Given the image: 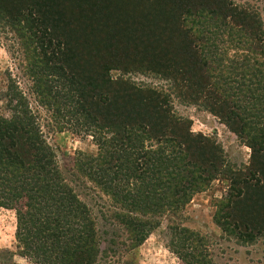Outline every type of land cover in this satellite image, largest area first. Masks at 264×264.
<instances>
[{"label": "trees", "instance_id": "trees-1", "mask_svg": "<svg viewBox=\"0 0 264 264\" xmlns=\"http://www.w3.org/2000/svg\"><path fill=\"white\" fill-rule=\"evenodd\" d=\"M17 18L22 25L12 27ZM0 21L27 36L19 64L48 114L40 121L9 80L7 114L0 113V207L14 211L21 255L34 264H105L165 219L166 246L181 264H216L206 236L175 219L208 176L225 172L232 187L214 222L242 243L264 234L258 14L229 0H0ZM67 41L87 46L73 50ZM110 69L165 79L180 102L210 112L248 145L247 166L223 167L218 145L190 132L161 87L110 79ZM63 129L90 136L95 153L58 161L45 132Z\"/></svg>", "mask_w": 264, "mask_h": 264}, {"label": "rangeland", "instance_id": "rangeland-1", "mask_svg": "<svg viewBox=\"0 0 264 264\" xmlns=\"http://www.w3.org/2000/svg\"><path fill=\"white\" fill-rule=\"evenodd\" d=\"M1 1L3 3L18 4V2L25 0ZM229 1L236 6L245 7L248 11L258 14L262 19V28L264 29V0ZM205 21L209 24L210 20L206 18ZM10 25L18 27V25H22V21H18L17 18ZM60 29H64L65 32L70 34L73 32V30L62 26H59L57 30ZM99 32L100 29H98ZM18 33L6 23L0 21V113L3 115L7 114L4 108V95L9 80H12V84H15L20 88V91L24 92L28 106L36 111L40 121L47 120L48 114L39 109L40 107L36 103L34 93L27 89L30 86V81L27 78L28 72L26 73V69L24 70L22 69L23 67H20L18 51L22 50L28 39L26 38L27 36L25 37ZM84 35L86 36V34ZM92 35L94 36L96 33L92 31ZM66 43L73 50L83 51L82 47L87 46V44L79 45V41H67ZM95 44H99V42H95ZM155 47L160 48L159 45ZM144 51H146V48ZM260 60H264V55L260 56ZM108 72L110 79H126L137 87L146 85L161 87L163 93L169 97V105L173 114L189 121L190 132L193 134L199 133L203 137L213 140L218 145L221 150L223 167L237 169L247 166L250 155L248 145L236 137L221 120L210 112L196 105L180 102L172 95L171 88H169L165 79L150 71L122 73L119 69H110ZM65 127L68 128L69 126L66 125ZM45 135L48 143L54 147L58 161L62 159V156H72L77 151L89 154H94L96 151L90 136L72 132L70 129H63L53 133L45 132ZM226 174L228 173L208 176V183L205 188L192 195L190 201L181 211L180 216L175 220L188 229L206 236L207 250L216 264H264V234L256 236L255 240L249 243L238 242L225 235L213 220L216 205L221 199L227 198L226 195L232 187L231 179ZM15 221L12 209L0 207V264H34L21 255L20 250L16 247L17 242L14 237ZM165 223L166 220L162 219L158 227L154 228L141 244L122 255L108 256L104 263L181 264L176 255L166 246L169 232L165 227ZM102 237L101 248H104L108 245L109 236L105 234Z\"/></svg>", "mask_w": 264, "mask_h": 264}]
</instances>
